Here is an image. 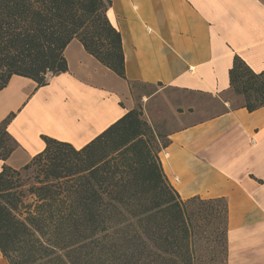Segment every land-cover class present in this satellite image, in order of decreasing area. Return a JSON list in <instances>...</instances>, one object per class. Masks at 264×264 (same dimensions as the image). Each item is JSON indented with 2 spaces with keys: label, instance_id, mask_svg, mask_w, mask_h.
Returning <instances> with one entry per match:
<instances>
[{
  "label": "trees",
  "instance_id": "1",
  "mask_svg": "<svg viewBox=\"0 0 264 264\" xmlns=\"http://www.w3.org/2000/svg\"><path fill=\"white\" fill-rule=\"evenodd\" d=\"M110 7V0H0V92L13 76L43 87L48 75L67 72L64 53L74 39L126 80L133 94L150 86L126 79L122 37L108 18ZM229 77L231 91L244 97L243 108L264 107V72L255 73L236 56ZM14 116L0 123L4 162L19 147L8 131ZM168 136L135 108L81 149L44 136L46 148L22 170L5 164L3 256L10 264H218L221 255L228 262L227 200L181 198L159 157L170 145ZM35 166L42 177L29 190L35 202L22 219L20 206H27L17 198V183L21 171Z\"/></svg>",
  "mask_w": 264,
  "mask_h": 264
},
{
  "label": "crops",
  "instance_id": "2",
  "mask_svg": "<svg viewBox=\"0 0 264 264\" xmlns=\"http://www.w3.org/2000/svg\"><path fill=\"white\" fill-rule=\"evenodd\" d=\"M108 18L120 32L129 82L186 94L231 92L235 57L264 72V0H110ZM68 71L38 87L13 76L0 92V123L19 147L0 160L20 169L46 148L43 137L81 149L135 108L126 80L74 39ZM169 134L159 157L183 200L225 198L227 264H264V107L242 106ZM0 264H9L0 250Z\"/></svg>",
  "mask_w": 264,
  "mask_h": 264
},
{
  "label": "rangeland",
  "instance_id": "3",
  "mask_svg": "<svg viewBox=\"0 0 264 264\" xmlns=\"http://www.w3.org/2000/svg\"><path fill=\"white\" fill-rule=\"evenodd\" d=\"M150 93L151 96H148ZM133 97L135 108L142 110L144 119L163 137L180 129L185 124L206 120L225 112V103H229L232 108L245 104L244 97L236 95L233 91L211 96L196 95L186 94L172 88H163L160 85L138 86L134 89ZM22 168L17 170H22ZM21 172V180L16 182L20 186L17 192L22 193L18 194L17 198H22L26 206L29 204L33 205L35 198L29 193V190L38 182V178L42 176L39 175V170L36 166L29 171ZM26 210H28V206H20V218L23 219L26 216ZM222 229L223 227L221 226ZM211 231L212 229L210 228L208 231L209 235ZM211 239L213 240L212 237ZM210 251V249L207 250V252ZM13 255L18 256L19 252H15ZM220 258L221 261L218 264H227L224 255H221ZM23 264H29V261L23 260Z\"/></svg>",
  "mask_w": 264,
  "mask_h": 264
},
{
  "label": "built area",
  "instance_id": "4",
  "mask_svg": "<svg viewBox=\"0 0 264 264\" xmlns=\"http://www.w3.org/2000/svg\"><path fill=\"white\" fill-rule=\"evenodd\" d=\"M50 75H48V77H49Z\"/></svg>",
  "mask_w": 264,
  "mask_h": 264
}]
</instances>
